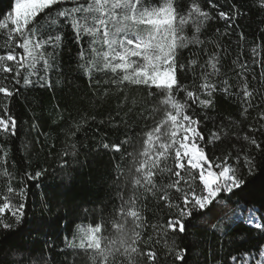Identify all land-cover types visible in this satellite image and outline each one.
Listing matches in <instances>:
<instances>
[{"label":"trees","instance_id":"16d2710c","mask_svg":"<svg viewBox=\"0 0 264 264\" xmlns=\"http://www.w3.org/2000/svg\"><path fill=\"white\" fill-rule=\"evenodd\" d=\"M15 4L0 0V264L259 257L264 0H61L22 31L8 20ZM131 15L168 22L130 68H110L107 38L114 54L141 39ZM169 60L174 85L140 81ZM185 119L212 167L238 183L205 209L199 172L179 158ZM250 209L261 229L240 217Z\"/></svg>","mask_w":264,"mask_h":264},{"label":"rangeland","instance_id":"374dc122","mask_svg":"<svg viewBox=\"0 0 264 264\" xmlns=\"http://www.w3.org/2000/svg\"><path fill=\"white\" fill-rule=\"evenodd\" d=\"M61 0H16L13 13L8 20L13 24L16 31H22L31 20L44 8ZM100 8L101 4H100ZM133 33L137 34L141 39L140 45H136L134 40H128L127 44H122V52L114 54L116 43L106 39L104 60L108 66L113 69H128L130 68L129 60L131 57L139 54L137 50L144 49L147 46V39L155 33L159 27L166 24L168 20H156L144 23L141 19L131 15ZM99 29V28H97ZM106 32V30H105ZM134 47V48H132ZM36 54L35 50L33 55ZM14 59L13 57L10 58ZM19 62H24L23 58ZM152 72V73H151ZM139 72L140 81L152 83L155 85L171 86L175 84V74L171 60H169L161 70L154 69L153 71ZM183 125L186 135L179 144V158L181 161H186L188 165L196 169L200 176L202 184L206 190V197L198 200V204L202 209L208 207L220 194H229L238 187V183L232 175L231 168L225 167L221 171H216L207 160L205 154L199 147L198 132L192 121L185 119ZM4 128L8 127V123L1 122ZM240 217L251 225V227L262 228L263 222L261 216L256 209H250L245 213L240 212ZM84 243L88 246H98V238L96 232L92 229H83ZM244 264H264V251L259 257L246 256ZM242 264V263H241Z\"/></svg>","mask_w":264,"mask_h":264},{"label":"built area","instance_id":"2783aa9c","mask_svg":"<svg viewBox=\"0 0 264 264\" xmlns=\"http://www.w3.org/2000/svg\"><path fill=\"white\" fill-rule=\"evenodd\" d=\"M141 40H139V39H137L136 41H134L135 43H136V45H140V42ZM127 42H128V40H127Z\"/></svg>","mask_w":264,"mask_h":264},{"label":"bare ground","instance_id":"6f19581e","mask_svg":"<svg viewBox=\"0 0 264 264\" xmlns=\"http://www.w3.org/2000/svg\"><path fill=\"white\" fill-rule=\"evenodd\" d=\"M260 229H261V228H260ZM263 251H264V249H263ZM263 251H262V252H263ZM262 252H261V253H262ZM257 256H258V255H257Z\"/></svg>","mask_w":264,"mask_h":264}]
</instances>
